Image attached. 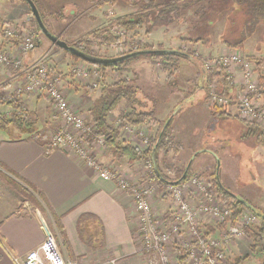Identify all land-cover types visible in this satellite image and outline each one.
<instances>
[{
    "label": "crops",
    "instance_id": "0c3cea01",
    "mask_svg": "<svg viewBox=\"0 0 264 264\" xmlns=\"http://www.w3.org/2000/svg\"><path fill=\"white\" fill-rule=\"evenodd\" d=\"M109 1L80 0L75 4L74 15L76 14V16L73 20H76L80 15L81 7L96 12L104 11L106 7L104 4ZM45 3L44 6H47L48 2ZM110 9L106 10L108 18V13L111 14ZM67 14L72 15L70 11H67ZM29 16L30 14L27 18ZM95 19L98 22V27L92 28L91 33L102 29L104 25L102 18ZM109 19L108 29L115 21V19ZM180 23L182 26L180 24L174 27L170 25L157 28V30L164 28L163 33L164 35L169 34L170 40H167L166 43L160 41L154 44L152 42L154 45H163L171 49H181L179 47L186 46L191 53L189 54L191 58L183 59L180 64L177 87L172 88L168 85L167 72L156 64V61L141 59L132 64L129 74L137 78L136 85L139 87L143 106L144 108H154V118L156 119L152 123L132 126L136 129L147 128L154 136L159 124L171 118L173 136L179 146L176 155L173 151L169 153V158L176 162L175 165L178 168L184 165L183 171H185L190 163L188 175L190 173V175H202L208 181L210 175L216 172L217 179L223 187L239 199L244 200L247 207L264 215V193L260 195L256 193L258 198L249 200L246 195L231 190L220 175L222 168L225 172H230L235 171L234 166L237 168L239 165L242 168V171L239 172L247 181L254 176H262L264 182V166H261V169L259 167L264 165V137L250 135L239 141L240 135L237 138H235L236 135L230 137L224 130L225 126L221 124V121H228V124L231 125H236L234 121L243 122L239 117L240 107L236 101L244 89L243 70L239 66H234L231 72H228L233 78L230 97L234 100L231 108L227 110L228 112L223 117H219L215 113L216 109L210 105V101L207 99L209 91L207 83H205L208 75L214 73L215 67L207 75L205 73L203 77L199 64L200 59L197 58L215 56L214 53L217 51L222 55L238 48L224 44V51L216 48L213 52L209 46H200L201 42L192 44L184 40V38L190 37L191 25ZM136 32L140 33L139 29ZM150 34L151 32L146 33V39H143L141 34L139 37L142 36L144 43H151L149 42ZM178 38L183 42L179 46H175L172 39ZM263 41L264 24L262 23L249 35L243 45V51L252 57L253 61L254 59L258 60L257 62L261 61L259 65H255L256 61L253 63L257 70V76L264 67ZM0 42H2L3 48L7 49L12 46V42L9 40L2 38ZM42 56L30 58L27 63H34ZM74 63L75 60H72V64ZM71 69L70 67V70L62 72L66 96L74 107L81 110V113L83 111L88 122L93 123L92 108L100 96V89L92 90L91 86L77 81ZM110 72L112 71L107 73L109 76ZM0 73V78H7L5 83L9 84L8 87L6 85L0 89V92H12L13 85L18 80L10 75L11 69L1 66ZM113 73L117 74L115 71ZM260 82L264 85L263 80ZM87 89L91 91H87ZM257 100L258 103L264 105L263 95L258 96ZM24 101H31L34 106H36V102L38 105L43 101L48 102L47 105L51 108L48 98L42 93L27 95L24 97ZM124 105L122 103L111 113L110 122H113L112 120L125 111ZM8 106L13 110L11 105ZM119 109L121 112L118 111L120 113L116 114ZM113 114L114 116H112ZM115 120L119 122L118 118ZM41 125L38 126L34 135H29L21 129H14L13 126L0 129V264H14L11 255L25 256L43 241L44 234L36 210H39L41 214L45 213L48 217L57 233L65 257L83 260L90 264H98L110 258H117L121 264H144L139 256L140 244L135 237L137 217L132 196L120 190L114 181L101 178L95 171L65 150L56 149L47 152L48 140L42 133L46 128L45 123L43 122ZM246 131H248L247 126ZM123 135L127 138L124 131L121 130V136ZM209 143L211 145L208 146ZM231 143L232 148H230ZM138 146L142 150L147 149L140 144ZM94 154L103 165H109L111 162L116 163L120 169L119 172L131 181L141 180L145 176L142 174L143 171L139 170L142 161L132 162L129 160L131 155L128 154L117 158L119 154H122V151L114 144L105 145L99 150L97 148ZM231 158L237 159L235 164L230 162ZM193 165L194 168H192ZM21 192L26 193L27 203L34 199L29 202L31 206L35 207H33L32 213L25 212L24 203L21 205ZM252 201L256 204H253ZM152 203L156 207L155 210L160 209L163 212L168 206V201L159 195L153 198ZM81 222L83 227L80 226ZM229 226L231 224L219 225L216 234L225 228L228 229ZM82 231L85 233L84 237L81 236ZM244 244H251L250 240L235 239L229 246L228 264L232 262V259L242 255Z\"/></svg>",
    "mask_w": 264,
    "mask_h": 264
},
{
    "label": "built area",
    "instance_id": "2783aa9c",
    "mask_svg": "<svg viewBox=\"0 0 264 264\" xmlns=\"http://www.w3.org/2000/svg\"><path fill=\"white\" fill-rule=\"evenodd\" d=\"M120 26L116 22L111 23L110 33L116 40L108 44V49L114 50L117 55L140 49L144 41ZM2 38L11 41L12 46L6 49L0 42V66L11 69L10 75L18 82L13 85L12 92H0V104H22V111L17 112L25 116V96L42 93L48 98L64 125L50 136H45L48 140L46 151L65 150L101 178L114 181L120 190L132 196L137 217L135 237L140 242L139 256L144 264H228L229 246L235 239H248L249 230L260 223V216L246 207L233 226L216 234L218 226L227 222L233 211L218 197L204 176L191 175L181 185L161 186L159 180L150 179L154 167L152 159L145 160L149 174L138 181H131L113 167L100 163L94 153L97 148L105 146L106 139L98 135L95 124L86 121L70 103L63 88L62 75L56 71L53 62L45 56L34 63L24 62V57L37 47L38 35L34 31H25L20 24L5 22L0 30V40ZM90 41L92 39L83 41L82 45L89 47ZM93 45L97 46L95 42ZM218 62L228 72L234 66L241 67L244 89L236 100L240 107L239 117L264 128V105L257 100L261 87L259 76L264 79V67L257 76L253 62L240 51L234 50L208 60L206 69L211 70ZM71 71L77 81L93 88L99 86L102 78L98 66L84 61L75 62ZM233 100L232 97L220 94L214 82L209 84L211 106L228 110ZM122 130L127 137L139 139L142 147L148 148L151 145L153 135L149 129L126 125ZM156 195L168 198L164 214H157L153 208L152 200ZM36 214L44 234L43 241L25 256L11 255L14 264H90L65 257L52 225L39 210H36ZM173 246L177 250L176 254L170 251ZM98 264L120 262L117 258H110Z\"/></svg>",
    "mask_w": 264,
    "mask_h": 264
},
{
    "label": "trees",
    "instance_id": "16d2710c",
    "mask_svg": "<svg viewBox=\"0 0 264 264\" xmlns=\"http://www.w3.org/2000/svg\"><path fill=\"white\" fill-rule=\"evenodd\" d=\"M132 4L136 3L137 0H132ZM146 4L143 6V10L140 13H137L135 15H130V17L126 18H117L116 21H118V24L122 25L123 27H127L128 30H134L136 28L145 26L146 27V33H150L155 27L159 26H165L168 27L171 24H173L176 20L181 18L180 11L181 9H190V7L194 4H197L199 2H211L213 5L210 6L215 13L219 11L223 12L229 11V13L226 14V25L224 28V34H222L223 42L224 44L235 47V48H243V45H245L246 40L248 39L249 35H251L259 24H264V0H189L185 1L183 3H180V0H169L168 2H164V0H144ZM215 3L219 6H215ZM210 5V4H209ZM38 6V5H37ZM223 8V9H222ZM38 9L40 11V8L38 6ZM236 9V10H235ZM199 10V9H197ZM218 10V11H217ZM204 11V10H203ZM220 12V13H221ZM41 13V11H40ZM219 13V14H220ZM209 14H213V12H210ZM208 13H201L202 19L200 21H194V26L191 27L190 37L184 38V40H187L188 42H191L192 44L205 42L206 40H211L212 32L208 30L207 28L209 25H212L214 21H211L210 19L207 21L206 17L209 15ZM42 15V14H41ZM242 16V19H241ZM33 18L34 25L37 27V29L41 32L36 20ZM43 18V16H42ZM241 21L239 22L238 20ZM44 20V19H43ZM181 20V19H180ZM204 20V21H203ZM113 21V22H116ZM180 21V22H186ZM5 23V21L0 17V30L2 25ZM46 24V23H45ZM47 26V25H46ZM48 27V26H47ZM100 31V30H99ZM108 31L110 30L103 29L100 32H93L92 35L102 44H110L111 42H114L116 40V37L112 34H109ZM39 32V33H40ZM42 33V32H41ZM199 34V35H198ZM197 35V36H196ZM82 40V39H81ZM79 40L75 42L72 46L75 48L88 53L90 55L98 56V57H113L114 55H107V54H98L89 49L88 46L84 47L82 45V41ZM39 42V38H38ZM39 44H37L38 46ZM141 48L136 51L141 50H153V49H171L166 48L163 45L155 46L152 43H141ZM180 50L182 53H147L144 55H140L137 57L129 58L126 60H123L121 62L115 63V64H108V65H95L98 66L102 73V78L100 80L99 86L94 89H100L99 91L100 96L96 99L94 107L92 108L93 113V123L96 126V132L98 135L104 136L106 139V145L114 144L117 146L118 149L122 151V154H119L117 158H122L125 154L131 155V158H129L130 161H135L140 158H146V159H152L153 156V147L155 144H157L154 157L156 161V168L154 167V171L152 172V175L150 176L151 180H159L160 185L166 184V182L162 181L159 176H162L166 179L162 174L161 169L158 166V163L160 161V157L163 159V163L165 164V167L172 171L173 167L171 165H168L166 162V157L169 155L171 151H173L175 154L178 153V144L174 139L173 131L171 128V122L167 125L165 128L163 134L161 135L159 142L158 138L159 135L166 123L164 121L163 123L159 124L157 127L156 132L154 133V136L151 140V145L146 149L142 150L137 145H134L132 143H127L123 139H121V130L126 125H133L137 126L144 123H152L156 121L154 118V108H144L142 103V98L140 97L139 93V87L136 85L137 78L133 75H130L129 72H131L132 64L139 60L142 57L148 56L151 58H154L155 61H158L159 64L162 66L161 68L167 72V82L168 85L172 88L177 87L178 85V78H179V71H180V64L182 60L184 59H190L191 54L187 49ZM70 56L74 57L76 60H81L76 55L72 54L71 52L67 51ZM135 51H129L127 53L119 54L117 56H122L128 53H132ZM246 58L250 59L253 63L258 60L250 57L245 52H243ZM215 56L211 55L209 58L207 57H200V68H201V75L206 73V75L209 73L210 70L206 69V64L208 60L214 59ZM261 64L260 62H257L255 65ZM255 65L253 66L254 69ZM115 70L117 71L122 77H120L118 80L110 81L109 74H107L109 71ZM216 70V72H215ZM257 72V71H256ZM259 73V72H258ZM200 77V76H198ZM260 81L263 80V77L260 75ZM215 78V80H214ZM205 79V78H204ZM232 76L228 73V70L225 66H223L221 63H217L214 68V73H210L205 80V83H207V90L209 91V84L214 82L217 85V90L220 94L224 96L230 97V90L232 88ZM264 96V88L259 92L258 96ZM207 99H209V95L207 96ZM122 103L125 105V111L121 112L119 115V125L115 126L112 122L109 121V117L111 113L116 110ZM8 105H11L13 107V113H11L9 116L1 111L0 104V129L6 128L8 126L16 127L17 129H21L24 132H27L29 135H34V132L37 130L38 127H36V121L35 119H32L33 113H28V111H25V116H21L16 113L17 110L22 111V104H19L17 102H8L6 103ZM216 114L219 117H223L228 111L224 108H215ZM244 126H247L248 131L247 133L242 136H250V135H259L264 137V128H262L259 125H256L254 123H248V122H241ZM242 128V126H240ZM157 170V171H156ZM184 172V171H183ZM181 171L179 174H183ZM159 173V174H158ZM191 174V173H190ZM188 175L187 178L191 175ZM179 176V177H181ZM178 177V178H179ZM177 178V179H178ZM186 178V179H187ZM210 182L213 184V186L216 189V192L218 193V197L229 207L232 208L233 214L232 217L222 225L235 223L240 216V213L244 208L247 207V204L244 200L239 199L236 197L233 193H231L228 189L222 186V184L217 179L216 172L210 175ZM175 180V179H174ZM22 190V189H21ZM31 201H34L31 200ZM250 208V207H249ZM252 209V208H251ZM254 210V209H252ZM255 211V210H254ZM256 212V211H255ZM257 213V212H256ZM260 215L261 224L256 225L254 228H251L249 230V235L252 233L253 241L251 244L252 250L257 254L258 252H262L264 254V215L257 213ZM258 227L259 230L256 232H253L256 227ZM221 227V226H220ZM182 259V257L180 256Z\"/></svg>",
    "mask_w": 264,
    "mask_h": 264
},
{
    "label": "rangeland",
    "instance_id": "374dc122",
    "mask_svg": "<svg viewBox=\"0 0 264 264\" xmlns=\"http://www.w3.org/2000/svg\"><path fill=\"white\" fill-rule=\"evenodd\" d=\"M34 1H36V4L40 8L44 22L49 27V29L52 31V33L55 34L58 38L67 42L70 46H72L75 42H77L81 39H82L81 40L82 42L88 41L89 39H92V41H90L91 45L89 46V49L95 53L107 54V55H117V54L114 50L108 49V44L106 45V44L100 43L94 37V35H92L93 34V32L91 33L92 28H94L96 26L98 27V24H97L98 22L96 21L95 18H98V19L102 18L104 20L103 28L100 29V31H101L103 29L108 28V26H109L108 21L110 20L109 18H111L113 20L115 19V21H116L117 18H120V17L121 18L130 17V15H135L137 13L144 11L143 6L146 4V2L144 0H137V2L135 4L131 3V2H133L132 0H110L109 2H106L104 4L106 6L104 11H98V12H96L94 10H87L86 8L81 7V5L79 4L82 11H81L80 15L78 16V18L76 20H73L74 17L76 16V14L74 15L75 4L79 3L80 0H34ZM86 1H88V0H86ZM168 1L169 0H164V2H168ZM185 1H189V0H180L179 2L183 3ZM45 2H48L47 6H44L46 4ZM211 5H213V3H211V2L207 3L205 1V2H199L197 4L192 5L190 7V9H181V11H180L181 18L179 17V19L176 20L171 25H172V27L178 26L180 24L182 26V23H180V21H185L186 19H188V21L183 22V24H190L191 27H193L194 21H200V19H202V17H201L202 12H204L206 14L213 12L212 15L209 14L208 17H206L207 21L209 19L211 21L216 20L215 22H213L212 25H209L207 27V28H209L208 30H210L212 32L211 40L209 39V40H206L205 42H201L200 46H203V45H206L207 47L209 46V47H211L210 50L213 52H214V50H216V48L221 50V51H224L225 47H224L222 34H224V28L226 25L225 17H226V14L229 13L230 10L228 12L225 10H223V12L219 11V13L221 12L220 14L218 12L215 13V11L212 8H210ZM215 6L218 7V10H219L220 5L218 6L215 3ZM108 8H111L110 9L111 14L108 13L109 18L106 16V10H108ZM85 9H86V11H85ZM197 9H199V10H197ZM67 11H70V13L72 15H68ZM28 14H30V16L27 18ZM0 17L4 21H6V22L8 21L7 23H11L13 25L20 24V26L24 27L25 31H27V32L34 31L38 35V38L40 40V44L35 48V50L29 52L24 57L25 63L29 62L30 58H37V57H40L43 55V56L49 58L53 62L56 71H58V73H60L62 75L63 74L62 72L70 70V67L72 68V66H73L72 60H75V62H78V61L83 62V60H76L74 57L70 56V54L66 50H64L63 48H60L59 46L52 43L48 38H46L37 29V27H35L34 21L32 18L33 15L31 13V10L24 0H0ZM241 19H242V16H241ZM241 19L238 21L240 22ZM55 20H58V21H55ZM54 21L56 22V24L54 23ZM116 24L120 26V24H118V21H116ZM160 27L161 26L155 27L153 29V31H151V34L149 35V42H151V43L153 42L154 44H156L160 41L166 43L167 40H170L169 34L164 35V33H163V31H165L164 28L157 30V28H160ZM124 28L127 29V27H124ZM124 28H122V29H124ZM138 29H139L140 33L136 32V31H138ZM109 30H110V27H109ZM97 31L100 32L99 30H97ZM97 31H95V32H97ZM128 31L134 37H138V38L142 39V36L139 37V34L143 35V39H146V37H147L145 26L136 28L134 30H128ZM108 33L111 34L109 31H108ZM261 33H262V31H261ZM172 41H173V44H175V46H179L180 43L183 42L180 38L172 39ZM94 42L97 44V46L93 45ZM155 46H158V45H155ZM179 48L183 49V48H187V47L185 46V47H179ZM240 50L242 52H244L243 48H240ZM36 54H39V55L34 56ZM214 55L216 57H218L221 55V53H219L217 51L216 53H214ZM141 59L155 61L154 58H151L148 56L140 58L139 61ZM156 64H159V62L156 61ZM159 66L162 67L161 65H159ZM113 71H115V70H112V72H110V74L114 75V76H111V75L108 76L109 77L108 80L115 81V80H118L120 77H122V75H120L118 72L116 74V73H113ZM0 75H1V73H0ZM6 80H7V78L6 79L0 78V85H1L0 89L4 88L7 85L5 83ZM8 85H7V87H8ZM87 91H91V90L87 89ZM10 95H12V94H10ZM47 103L43 101V102H41L40 105H38V103L36 102V106H37L36 107L33 105V102L31 104V101L25 102L26 109H27L28 113L29 114L33 113L32 119H35L36 127H38L39 125H41L44 122L46 128L42 131V133H43V135L50 136L57 129L62 128L64 123L60 120V118L57 117V113H56V111H54L52 105H50L51 108H49ZM213 107L218 109V106H213ZM124 108H125V106H124ZM1 111H3L4 113L8 112V115L13 113L12 108L9 107L8 105H3ZM17 111H16V113H17ZM118 111L121 112V110L119 109V110H117L116 114L120 113ZM82 114L84 116L83 111H82ZM112 116H114V114ZM119 116H117V118ZM117 118H115V119H117ZM115 119L112 120L113 121L112 123L118 126L120 122H117ZM85 120L88 121L86 118H85ZM234 123L236 125L228 124V121H221L222 126H225L224 130H226L227 134L230 137L232 135H236L235 138H237V136L240 135L238 140L241 141L243 139L241 136H243L244 133H247L246 126H244L240 121H234ZM240 126H242V128ZM40 127L42 128V125ZM14 129H16V127ZM121 139H123L127 143H129V142L133 143V144L135 143V144H137V146L140 143L139 139L130 138V137L125 138L124 135L121 136ZM250 141L252 142L253 140H250ZM209 145H211V143H209L208 146ZM230 148H232V143L230 144ZM99 149H100V147L98 148V150ZM137 160L142 161V162H140V169L139 170L143 171L142 174L148 175L149 171L147 170L148 167L146 166V163H145L146 158H140ZM165 160H166L168 165H171L173 167V170L172 171L168 170L165 167V164L163 163L162 157H160V161L158 163V166L161 169L162 174L165 177H167L168 179H172V180L177 179L179 176H181V174H179V173L181 171L183 172V169L185 166L183 165V167L181 166V168H178L175 165L176 162L172 161L171 158H169V155L166 157ZM236 161H237V159H234V158L230 159L231 163L235 164ZM107 166L113 167V169L116 171L120 170L119 167L117 166V164L113 163V162L109 163V165H107ZM261 166L263 167L264 165H260L259 166L260 169L262 168ZM174 167H176V169H174ZM192 168H194V165L192 166ZM234 168L236 170L235 171L233 170L230 172L229 171L225 172L224 169L222 168L221 172H220L222 180L225 182V184H227V186L229 188H231V190H233L235 193L246 195V197L249 200H254V199L258 198L255 195L256 193H258L259 195L264 193V182L262 180V176H258V177L254 176L251 180L247 181L245 179V177L242 176L241 172H239V171H242V168L239 165L237 166V168H236V166H234ZM232 169H233V166H232ZM192 170H194V169H192ZM239 173H240V175H239ZM21 195H22V198H21L20 203H21V205L24 203L23 207L26 206L25 212L32 213L34 206H31V204L29 203L31 201H29L27 203V200H25V199H27L25 192H23V193L21 192ZM159 197H161V198L164 197V199L166 198V196H162V195H159ZM253 204H256V203L253 202ZM153 207H154V204H153ZM155 208L156 207H154V210H155ZM155 212L157 214H161V212H163V211L158 209V210H155ZM164 213H165V210H164L163 214ZM42 214H43L44 218L47 220V222L50 223V221H49L48 217L45 215V213H42ZM160 219H163V216H160ZM261 222H262V220H260V223L258 225H260ZM80 226L83 227L82 222L80 223ZM258 227L259 226H257L253 232H256L257 230H259ZM81 236L82 237L85 236V233L83 231L81 232ZM247 238L250 240V243L252 244V241H253L252 233ZM57 240H58V238H57ZM137 242L140 244L139 241H137ZM251 244H244V246H243L244 249L242 250V255L235 258V259H232V262H230V264H264V254L262 252H258L256 254L252 250ZM170 251L173 254L177 253V250H175L174 246H173V249H171Z\"/></svg>",
    "mask_w": 264,
    "mask_h": 264
},
{
    "label": "water",
    "instance_id": "95a60500",
    "mask_svg": "<svg viewBox=\"0 0 264 264\" xmlns=\"http://www.w3.org/2000/svg\"><path fill=\"white\" fill-rule=\"evenodd\" d=\"M24 1L29 6L34 19L36 20V22H37L42 34L46 38H48L52 43H54L55 45L59 46L60 48H63L64 50L71 52L72 54H74L77 57H79L81 60H83V61H85V62H87L89 64H92V65L115 64V63L121 62L123 60L129 59V58H133V57H137V56H140V55H144V54H147V53H168V52L169 53H182L180 50H177V49H161V50L160 49H153V50L135 51V52L128 53V54H125V55H122V56H113V57H107V58L90 55L88 53H85V52L75 48L74 46H70L67 42L61 40L55 34H53L50 31V29L46 26V24H45V22H44V20L42 18V15H41V13H40V11L38 9V6H37L36 2L34 0H24ZM38 44H40V40H39ZM170 120H171V118L166 121V123H165V125H164V127H163V129H162V131H161V133L159 135L158 142H159V139H160L161 135L163 134L165 128L170 123ZM156 147H157V144H155L154 147H153V156H152V161H153L155 169H157L156 165H155L156 161H155V157H154V153H155ZM189 166H190V163L186 167V169L183 172L182 176L176 181H169V180L165 179L162 176H159V177L164 182H167V183L172 184V185H179L188 176Z\"/></svg>",
    "mask_w": 264,
    "mask_h": 264
},
{
    "label": "bare ground",
    "instance_id": "6f19581e",
    "mask_svg": "<svg viewBox=\"0 0 264 264\" xmlns=\"http://www.w3.org/2000/svg\"><path fill=\"white\" fill-rule=\"evenodd\" d=\"M236 51H240L241 53H243L240 49H235ZM260 91L262 90V88L264 87V85H262V82L260 83ZM233 102V101H232ZM76 108V107H75ZM220 108V107H219ZM77 109V108H76ZM78 110V109H77ZM79 111V110H78ZM80 113H81V111H79ZM82 114V113H81ZM83 115V114H82ZM255 124V123H254ZM257 125V124H256ZM153 171H154V167H153ZM180 178V177H179ZM178 178V179H179ZM187 178V177H186ZM166 179V178H165ZM178 179H175V180H170V179H167V180H169V181H176V180H178ZM188 179V178H187ZM187 179H185L181 184H183V183H185L186 181H187ZM166 184H169V183H167L166 182ZM181 184H179V185H181ZM260 216V215H259ZM228 224H226V225H224V226H227ZM231 226H233V225H231ZM231 226H229L228 228H230Z\"/></svg>",
    "mask_w": 264,
    "mask_h": 264
},
{
    "label": "flooded vegetation",
    "instance_id": "af4514ba",
    "mask_svg": "<svg viewBox=\"0 0 264 264\" xmlns=\"http://www.w3.org/2000/svg\"><path fill=\"white\" fill-rule=\"evenodd\" d=\"M49 28V27H48ZM51 31V30H50ZM52 32V31H51ZM209 183H210V185H211V187L214 189V190H216L215 189V187L213 186V184L210 182V178H209Z\"/></svg>",
    "mask_w": 264,
    "mask_h": 264
}]
</instances>
